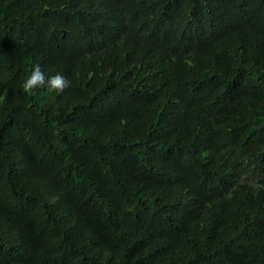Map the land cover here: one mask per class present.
<instances>
[{
	"label": "trees",
	"instance_id": "16d2710c",
	"mask_svg": "<svg viewBox=\"0 0 264 264\" xmlns=\"http://www.w3.org/2000/svg\"><path fill=\"white\" fill-rule=\"evenodd\" d=\"M0 264H264V0H0Z\"/></svg>",
	"mask_w": 264,
	"mask_h": 264
},
{
	"label": "clouds",
	"instance_id": "9594fccd",
	"mask_svg": "<svg viewBox=\"0 0 264 264\" xmlns=\"http://www.w3.org/2000/svg\"><path fill=\"white\" fill-rule=\"evenodd\" d=\"M47 83L49 85V90H54L57 92V94H59L70 86L71 81H69L63 75L58 73L48 78ZM44 84L45 75L42 72L40 66L36 65L32 69L30 76H28L24 81L22 85V90L24 93L32 95L34 94L35 89L44 86Z\"/></svg>",
	"mask_w": 264,
	"mask_h": 264
}]
</instances>
